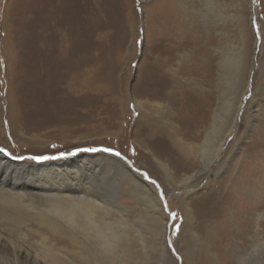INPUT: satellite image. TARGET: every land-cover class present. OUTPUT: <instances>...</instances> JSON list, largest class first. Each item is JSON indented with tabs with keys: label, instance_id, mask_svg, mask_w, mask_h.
Returning a JSON list of instances; mask_svg holds the SVG:
<instances>
[{
	"label": "rangeland",
	"instance_id": "obj_1",
	"mask_svg": "<svg viewBox=\"0 0 264 264\" xmlns=\"http://www.w3.org/2000/svg\"><path fill=\"white\" fill-rule=\"evenodd\" d=\"M207 9L211 13L209 16ZM253 20L259 26L258 32ZM172 37L174 40L170 41ZM188 40H195L196 43L179 47L180 41ZM43 41L50 52H59L62 49L59 45L63 43L66 48L72 47L74 72L77 73L83 63L90 77L94 75L102 79L100 87L84 92L67 91L65 83L60 81L48 86L47 92L41 91L39 75L43 70L39 68V56ZM157 43H172L178 48L173 63L181 61L175 67L179 68L186 85L203 89V92L214 90V106L215 109L218 107L220 121L231 123L232 113L239 111L235 129L223 146L224 154L210 167L199 171L190 185L181 183V175L169 179L168 171L157 157L143 150L134 132L141 112L151 114L153 110L150 106H137L133 91L139 81L141 67L147 59L149 63ZM13 45L23 63L16 60L12 65L13 61L9 59L5 62L8 49ZM199 47L206 50H203L204 56L207 53L205 62L212 58L215 65L221 58L220 53L236 56L244 50L247 66L239 86L233 87L226 80L225 73L219 77L218 66H215L211 79H207L208 75L194 63V55ZM182 55H186V58H180ZM15 88L23 91L28 102L22 114L27 124L16 130L17 135L10 134L4 110V102ZM120 90H124L129 102L121 135L118 134L120 128L117 125L120 119L112 117L116 111L114 95H118ZM242 90L244 95H240ZM257 138L258 144L255 145ZM103 148H111L113 152L100 150ZM0 149H4L0 153H10L9 156L15 160L32 163L51 160L62 163L79 156H116L115 152H119L121 155L117 157L157 192L159 190L151 181L159 184L167 201L166 244L171 257L158 254L149 245L148 248L140 245L137 253L141 264H183L174 244L188 230L183 213L188 189H198L189 198L187 196L188 201L210 191L216 183L230 176L236 167L254 160V151L258 149L259 159L254 162L260 164L251 166V176L261 178L263 186L260 189L251 179V189L247 191L246 199L255 201L258 195L261 196V210H264V0H255V3L253 0H0ZM244 152L247 153L246 159L241 158ZM40 156L49 158H32ZM219 163L221 165L218 167ZM109 171L102 172V177L109 182H115V177H118L119 183L118 187L113 183L111 191L115 189L120 201L132 209L134 215L140 213L143 206L131 183L116 175L115 170ZM95 176L100 180L98 174ZM171 212L177 214L175 221L168 218ZM31 218L35 223L27 226L23 235L1 231L0 237H7L12 242L3 243L0 240V250L9 252L11 257L8 264H86L78 257V248L61 245L49 238L46 248L58 254L61 261L44 259V252L38 251L36 245L41 243V236L49 234H42L39 220L34 216ZM249 221L252 230L258 228L264 234V219L258 227L254 224L253 215ZM239 224L234 219L233 228ZM174 225H179L178 232ZM144 228L148 226L144 225ZM198 234L193 264H202L207 256L211 257L205 235ZM16 248L37 254L41 262L30 261L23 253L16 255L18 252L13 253ZM87 256L93 264H137L109 261L92 250ZM17 257L19 260L15 259ZM97 257L102 260L98 262ZM232 264H235V260Z\"/></svg>",
	"mask_w": 264,
	"mask_h": 264
},
{
	"label": "bare ground",
	"instance_id": "obj_2",
	"mask_svg": "<svg viewBox=\"0 0 264 264\" xmlns=\"http://www.w3.org/2000/svg\"><path fill=\"white\" fill-rule=\"evenodd\" d=\"M206 14L211 15L208 9ZM171 39L174 40L173 37ZM191 43L195 44L196 41H180L179 47H187ZM63 45H59L62 48L59 52H50L43 41L39 56V68L43 70L39 75L40 90L47 92L48 86L60 81L65 83L67 91L84 92L99 88L102 79L94 75L90 77L83 63L79 71L74 72L72 47ZM177 49L172 43H157L149 63L147 59L141 67L139 81L133 91L134 101L137 106H150L153 110L151 114L141 112L134 132L143 150L157 157L168 171L169 179L181 175V183L190 185L199 171L210 167L224 154L223 146L235 129L239 111L232 113L231 123L220 121V112L214 106V90L203 92V89L191 88L184 83L183 75L175 67L181 61L173 63ZM204 49H197L194 63L208 75L207 79H211L215 66H218L219 77L225 73L226 80L233 87L239 86L247 66L246 52L241 50L236 56H225L219 52L221 58L215 65L212 58L205 62L207 53L203 55ZM16 50L15 45L8 49L5 62L8 59L13 61L12 65L16 60L22 62ZM182 57L186 58V55ZM13 91L4 102V110L10 134L17 135L16 130L27 124L22 114L28 102L23 91L18 88ZM244 94L242 90L240 95ZM126 97L124 90L114 95L116 111L112 117L120 119L117 122L120 135L124 132L129 105ZM162 108L164 110L160 111ZM254 141L255 145L258 144V138ZM258 154L259 149L254 151V160L259 159ZM79 157L62 163L52 160L32 163L0 153V236L1 231L23 235L25 228L35 223L31 218L34 216L39 220L41 233L49 234L40 237L41 243L36 245V249L43 251V258L52 262H60L61 257L46 248L48 238L61 245L78 248V257L86 264L94 263L87 256L91 250L109 261L141 264L137 253L140 245L143 248L149 245L158 254L171 257L166 244L167 214L157 190L117 156L95 154ZM241 158H248L247 153H242ZM254 160L245 161V165L236 167L213 189L189 201L187 196L189 198L198 189H188L183 205L188 230L174 244L183 264H193L195 261L193 252L197 249L198 233L205 235L211 252V257L207 256L202 264H232L234 260L235 264H264V234L258 228L252 230L249 221L253 215L257 226L264 219L262 197L258 195L255 201L246 199V193L251 189V179L260 189L263 186L261 178L251 176V166L260 164ZM109 170H115L116 175L131 183L143 206L140 213L134 215L133 210L120 201L115 189L111 191L113 183L116 187L119 183L118 177L113 178L115 182L102 177V172ZM95 174L101 177L100 180ZM234 219L241 223L236 228L232 225ZM144 225L148 228H144ZM0 240L3 243L11 242L7 237H0ZM13 253L18 256L23 253L30 261L41 262L37 254H31L24 248H16ZM10 259L9 252L1 249L0 262L8 264ZM15 259L19 260L18 257ZM100 260L102 258L97 257V261Z\"/></svg>",
	"mask_w": 264,
	"mask_h": 264
},
{
	"label": "snow or ice",
	"instance_id": "obj_3",
	"mask_svg": "<svg viewBox=\"0 0 264 264\" xmlns=\"http://www.w3.org/2000/svg\"><path fill=\"white\" fill-rule=\"evenodd\" d=\"M253 3H255V0H253ZM253 25H254L256 31L258 32V31H259V26L255 24V20H253ZM88 150H89V151H97V149H88ZM100 150H102V151H104V152H113V149H111V148H103V149H100ZM0 151H4V149H0ZM9 155H10V153H9ZM115 155H116V156H120L121 154H120L119 152H115ZM19 158L22 159L23 157H19ZM32 158H33V159H41V160H42V159H48L49 157L40 156V157H32ZM144 175L146 176L147 173H145ZM151 183H152L153 185H155V187L159 190V191H158V198L160 199L161 204H162V207H163L165 213L167 214V213H168L167 201H166V199L164 198V192H163V189H160L159 184H158L155 180H152ZM176 215H177V214H176L175 212H171L170 215L168 216V218H170V219H172L173 221H175V219H176ZM181 219H182V218H181ZM174 227H175V231L178 232V231H179V225H174ZM170 243H171V242L169 241V244H170ZM172 250H173V252H175V249H174V248H173Z\"/></svg>",
	"mask_w": 264,
	"mask_h": 264
}]
</instances>
